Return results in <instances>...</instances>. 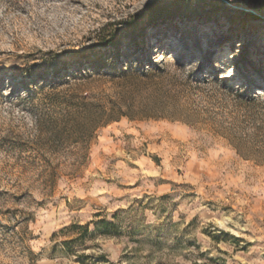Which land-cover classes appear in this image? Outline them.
Listing matches in <instances>:
<instances>
[{
    "label": "rangeland",
    "instance_id": "374dc122",
    "mask_svg": "<svg viewBox=\"0 0 264 264\" xmlns=\"http://www.w3.org/2000/svg\"><path fill=\"white\" fill-rule=\"evenodd\" d=\"M0 264H264V0H0Z\"/></svg>",
    "mask_w": 264,
    "mask_h": 264
},
{
    "label": "trees",
    "instance_id": "16d2710c",
    "mask_svg": "<svg viewBox=\"0 0 264 264\" xmlns=\"http://www.w3.org/2000/svg\"><path fill=\"white\" fill-rule=\"evenodd\" d=\"M115 44H116V43H115ZM115 44H114V45H115ZM94 62H95V63H93V64H96V67H97L98 69L104 66V65H103L104 63H103L102 61H99V60H98V61H94ZM126 71H128V70L125 69L124 72H126ZM102 223H103V222H102ZM83 229H84L85 231L87 230L86 227H83Z\"/></svg>",
    "mask_w": 264,
    "mask_h": 264
}]
</instances>
